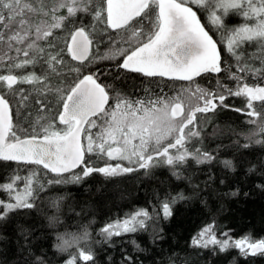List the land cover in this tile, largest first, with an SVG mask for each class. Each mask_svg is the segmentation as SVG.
<instances>
[{
    "label": "snow or ice",
    "instance_id": "1",
    "mask_svg": "<svg viewBox=\"0 0 264 264\" xmlns=\"http://www.w3.org/2000/svg\"><path fill=\"white\" fill-rule=\"evenodd\" d=\"M199 13L205 14L206 24ZM81 14L90 16L91 23L76 26L75 18ZM230 14L244 22L230 27L226 21ZM57 30L68 34L63 46ZM213 30L220 33V40L210 35ZM93 35L100 43L107 36L111 46L95 57L97 61L117 60V70L184 81L188 86L175 96L122 95L115 87L110 91L98 82L103 75L99 68L69 83L68 75L80 73L81 68L67 64L65 55L77 65L85 64L91 57ZM221 45L235 61L228 69L223 67ZM37 66L39 74L25 71ZM0 69L4 70L0 73V161L36 166L25 176L14 171L6 176L7 182L0 183V192L7 195L0 199V221L10 213L33 209L38 193L47 186L79 183L94 173L115 176L163 165L179 180L190 162L209 164L217 159L204 146L197 114L230 108L229 97L243 98L244 107L232 110L250 117L249 124H256L264 112V84L259 83L264 80V0H0ZM224 71L236 82L235 87L220 80L211 89L195 83L196 77ZM119 78L117 71L113 79ZM249 78L258 82L248 83ZM9 95L19 97L20 108L27 109L30 98L39 106L36 119L30 114L28 127L22 129L30 134H18ZM49 99L58 105L50 120L42 115L52 113ZM259 131L264 134V125ZM93 157L102 160L103 166H95ZM221 163L235 170L231 160ZM74 169L80 171L67 178L65 174ZM188 199L183 192L165 193L155 214L139 209L105 225L100 234L107 242L146 230L149 221L171 218L174 206ZM215 227V221L203 226L192 236L191 246L264 255V239L253 242L245 236L233 240L228 233L218 239ZM88 235L85 231L74 241L87 240ZM78 260L93 261L91 248L78 249V256L72 255L66 264ZM135 260L124 256V264H135Z\"/></svg>",
    "mask_w": 264,
    "mask_h": 264
},
{
    "label": "trees",
    "instance_id": "2",
    "mask_svg": "<svg viewBox=\"0 0 264 264\" xmlns=\"http://www.w3.org/2000/svg\"><path fill=\"white\" fill-rule=\"evenodd\" d=\"M199 15L201 22L206 24L203 14ZM232 16L234 14L226 17L230 27L236 24L229 23ZM90 23V16L81 14L80 18H75L76 26ZM113 35L116 36L115 33ZM210 35L219 40L214 30ZM57 38L63 46L68 34L57 30ZM92 38L91 57L85 64L77 65L65 55L67 64L81 68L80 73L68 75L69 83L99 68L103 75L99 76L98 82L109 86L110 91L115 87L122 95L140 98L146 94L175 96L182 87L188 86L184 81L146 78L117 70V60L97 61L95 57L104 55L111 46L107 43V36L104 43H100L96 35ZM220 47L225 61L223 67L228 69L235 61L223 51L222 45ZM25 71L39 74L40 68L37 66ZM64 71L67 73V69ZM117 71L120 73L118 80L113 79ZM3 72L0 69V73ZM217 80L235 87L236 82L228 79L227 71L196 77L195 83L201 88L211 89L216 87ZM247 82L254 84L258 81L249 78ZM259 83L264 84V80ZM22 87L31 89L29 85ZM8 99L18 134L22 137L30 134L22 129L28 127L30 114L33 121L36 119L39 106L30 98L29 107L23 109L18 107V96L9 95ZM46 102L51 105L52 113L42 115L50 120L58 105L52 99ZM226 103L231 107L218 108L207 115L197 114L201 139L207 150L217 157L214 162H190L181 170L182 178L179 180L171 174L170 168L160 165L115 176L94 173L79 183L47 186L38 193L33 209L10 213L7 219L0 221V264H66L72 255L78 256V249L87 248H91L94 260H78L77 264H124L125 255L135 257V264H264V255L245 256L235 248L214 252L191 246L192 236L212 221H215L218 239H224V233L233 240L245 236H250L253 242L264 239V144L256 143L264 141V134L259 131L260 125H264V112L256 125L249 124L250 117L232 110L244 107L243 98L229 97ZM57 126L63 128L58 120ZM256 128L257 140L249 141L246 134L256 131ZM245 144L249 147L244 148ZM93 160L95 166H103L102 160L94 157ZM223 160H231L235 170L225 169L221 163ZM35 167L0 161V183L7 182L6 176L14 171L25 176L29 168ZM79 171L72 170L65 176L70 179ZM176 192H183L190 199L175 205L171 218H154L148 222L146 230L113 237L105 242L100 234L105 225L122 220L139 209H148L155 214L158 201L165 193ZM4 197L5 193L0 192V199ZM85 231L89 234L87 240L74 241ZM64 241H68V245H64Z\"/></svg>",
    "mask_w": 264,
    "mask_h": 264
},
{
    "label": "rangeland",
    "instance_id": "3",
    "mask_svg": "<svg viewBox=\"0 0 264 264\" xmlns=\"http://www.w3.org/2000/svg\"><path fill=\"white\" fill-rule=\"evenodd\" d=\"M193 7H195V6H193ZM203 14V18H204V21L207 23V19H206V16H205V14L204 13H202ZM234 22H236V24L235 25H237V24H240V23H243L244 21H243V19L241 18V17H239V16H237V15H234V16H232L231 18H230V21H229V23L230 24H233ZM210 26V25H209ZM211 27V26H210ZM216 33V35H217V38L220 40V33H218V32H215ZM223 46V45H222ZM172 96V95H171ZM251 119V118H250ZM254 125H256V124H254ZM257 131H258V128H256V131H252V132H249L248 134H246V138L250 141H256L257 140V138L255 137V134L257 133ZM117 162H119V163H122L124 166H131V165H128V163L126 162V161H123V162H120V161H113V164L114 163H117ZM120 175V174H119ZM23 185H22V183L19 185V187H22ZM4 199H7V195L5 194V197H4Z\"/></svg>",
    "mask_w": 264,
    "mask_h": 264
},
{
    "label": "water",
    "instance_id": "4",
    "mask_svg": "<svg viewBox=\"0 0 264 264\" xmlns=\"http://www.w3.org/2000/svg\"><path fill=\"white\" fill-rule=\"evenodd\" d=\"M166 79V78H165ZM75 170V169H74Z\"/></svg>",
    "mask_w": 264,
    "mask_h": 264
}]
</instances>
